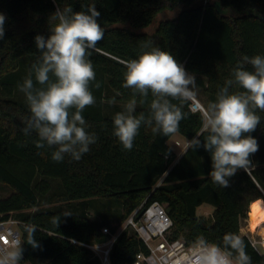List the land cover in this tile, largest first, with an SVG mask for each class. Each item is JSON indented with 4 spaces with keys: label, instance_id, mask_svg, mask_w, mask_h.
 <instances>
[{
    "label": "trees",
    "instance_id": "16d2710c",
    "mask_svg": "<svg viewBox=\"0 0 264 264\" xmlns=\"http://www.w3.org/2000/svg\"><path fill=\"white\" fill-rule=\"evenodd\" d=\"M92 4L100 12L98 22L104 37L96 50H89L96 74L90 89L96 103L82 115L85 130L97 140L79 161L65 155L62 162H56L51 158L54 147L37 148V134L22 131L30 112L18 85L38 61L35 37L47 39L51 34L50 16L57 7L81 11ZM166 10L175 13L158 19ZM0 12L7 17L5 36L0 40V182L12 190L0 196V220L10 216L21 220V262L102 264L99 255L84 243L106 241L117 231L109 210L102 220L89 217L97 197L109 196L117 207L119 223L143 202L158 200L173 220L170 237L188 243L203 237L221 244L225 233H236L244 239L252 264H264V252L241 232L251 202L264 198V112L257 110L261 122L251 133L259 143V151L251 157L254 166L238 170L229 178L230 186L223 188L210 177L209 152L188 146L176 161L168 143L173 134L154 133V125L142 124L132 150H124L113 134V118L121 109L109 108L112 100L129 102L133 98L132 89L123 87V61L137 58L145 45V50L159 47L170 52L195 75L196 85L210 101H215L244 56H264V0H0ZM152 25L154 29L148 30ZM245 67L251 70L250 65ZM236 90L235 86L230 89ZM135 98L136 114L147 116L151 93L144 103L139 95ZM192 103L193 99L183 103L186 118L176 132L203 141L202 110H194ZM54 187L70 201L66 208L25 212L39 207L42 196ZM204 202L214 206L211 218L197 212ZM58 217L57 225L53 220ZM108 225L110 232H105L103 227ZM33 226L36 248L27 243L28 229ZM141 251L148 252V245L134 229L125 228L114 241L111 259L115 264L131 262Z\"/></svg>",
    "mask_w": 264,
    "mask_h": 264
},
{
    "label": "clouds",
    "instance_id": "9594fccd",
    "mask_svg": "<svg viewBox=\"0 0 264 264\" xmlns=\"http://www.w3.org/2000/svg\"><path fill=\"white\" fill-rule=\"evenodd\" d=\"M99 16L95 4L81 11H74L71 6L57 7L50 16L51 34L47 39L42 35L35 37L39 59L18 85L30 112L22 131L25 135L37 134V148L54 147L51 158L56 162H62L65 155L79 161L97 140L95 134L85 130L82 113L96 103L90 89L96 74L89 50H96L104 37ZM6 19L0 12V40L5 36ZM145 49L137 58L123 61V87L132 89L133 98L114 115L113 134L127 151L132 150L142 124L154 125L152 131L159 135L174 134L179 122L186 118L183 103L195 96V76L170 52L159 47ZM231 76L218 91L216 100L202 110L204 140L194 136L188 142L190 148L203 147L210 153V177L223 188L230 186L229 178L238 170L248 171L254 166L251 157L259 151V143L251 133L261 122L257 110L264 112V56H244ZM233 86L236 91H230ZM149 93L153 97L149 114L137 115L135 97L139 95L140 103H144ZM173 100L180 104L172 103ZM53 222L58 225L59 217ZM35 230L34 226L28 229L27 243L33 248L39 247L34 239ZM21 245L13 242L0 249V264H21ZM246 248L244 239L236 233H225L221 244L200 237L192 251L176 264H252Z\"/></svg>",
    "mask_w": 264,
    "mask_h": 264
},
{
    "label": "built area",
    "instance_id": "2783aa9c",
    "mask_svg": "<svg viewBox=\"0 0 264 264\" xmlns=\"http://www.w3.org/2000/svg\"><path fill=\"white\" fill-rule=\"evenodd\" d=\"M192 103L194 110H203L204 106L195 98ZM21 220L10 216L0 220V249L10 243L22 244V232L20 229ZM173 226V220L168 214L165 205L158 200L143 202L135 208L124 221L123 225L116 232L103 242H85L84 244L94 250L101 258L102 264H115L111 259V249L118 234L125 228L136 231L149 247L148 252L137 253L135 259L127 263L118 264H176L181 257L189 254L197 241L188 243L185 239L172 238L169 232ZM262 237H250L252 244L264 252V223L260 226ZM104 231L110 232L108 227ZM74 241H77L74 239ZM21 264H24L21 262Z\"/></svg>",
    "mask_w": 264,
    "mask_h": 264
},
{
    "label": "rangeland",
    "instance_id": "374dc122",
    "mask_svg": "<svg viewBox=\"0 0 264 264\" xmlns=\"http://www.w3.org/2000/svg\"><path fill=\"white\" fill-rule=\"evenodd\" d=\"M174 11H168L166 10L165 12H162L159 14L158 19L164 16H169L174 14ZM156 23H154L155 25ZM154 25H152L151 27L147 28L148 30H152L154 29ZM194 75V74H193ZM195 76V75H194ZM196 80V78H195ZM193 91L195 92V98L197 100H199V102L205 107L207 106V104L210 101L209 96L202 90L201 87L199 86H195V88L193 89ZM20 95V94H19ZM194 101V100H193ZM112 105L109 107L112 110H115L117 108L121 109V111L124 110V106L128 103L125 101H121V100H112ZM179 135V137H178ZM168 143L171 145V147L173 148L175 154H176V159H178V157L183 154L185 148L187 147L188 143L186 141V139L184 138V136H182V134L175 132L169 139H168ZM56 182H54L55 184ZM11 188L3 183L0 182V196L4 197L6 195H8L11 192ZM42 199V203L39 207H34L31 209H27L25 210V212L27 211H36L38 210V208L40 207H60V208H66L70 201L64 200L61 195L59 194L58 190L54 187L52 188L49 192H47L46 194H44ZM111 198L109 196H105V197H97L96 201H95V206L90 208L89 210V217L92 219H103V214L106 213L108 210L111 212L110 218H111V225L117 226V230L120 229V227L123 225V222H118L115 214H116V205L111 204L110 203ZM76 202V201H75ZM214 211V206L210 203L204 202L201 205L198 206L197 208V212L198 214L204 215L206 218H211L212 214ZM15 216H18L19 213L15 212L14 213ZM250 215H251V211L249 210L248 216L246 218H243L242 223H241V232L248 234L249 236H253L256 237L257 239H260L262 237V232H261V228L260 226L256 227V228H252L251 227V223H250ZM108 225V229L110 230V226ZM108 232V231H105Z\"/></svg>",
    "mask_w": 264,
    "mask_h": 264
},
{
    "label": "bare ground",
    "instance_id": "6f19581e",
    "mask_svg": "<svg viewBox=\"0 0 264 264\" xmlns=\"http://www.w3.org/2000/svg\"><path fill=\"white\" fill-rule=\"evenodd\" d=\"M199 101V100H198ZM250 223L252 228L261 226L264 223V198L260 197L250 204Z\"/></svg>",
    "mask_w": 264,
    "mask_h": 264
},
{
    "label": "crops",
    "instance_id": "0c3cea01",
    "mask_svg": "<svg viewBox=\"0 0 264 264\" xmlns=\"http://www.w3.org/2000/svg\"><path fill=\"white\" fill-rule=\"evenodd\" d=\"M182 136H183V135H182ZM178 137H179V135H178ZM184 138L186 139L187 143L190 141L188 138H186V137H184ZM187 147H188V145H187ZM187 147L185 148V150L187 149ZM185 150H184V151H185ZM181 155H182V154H181ZM181 155H180V156H181ZM180 156L178 157V159L180 158ZM178 159H176V161H177ZM255 200H256V199H255ZM252 202H254V200H253ZM252 202H251V203H252Z\"/></svg>",
    "mask_w": 264,
    "mask_h": 264
}]
</instances>
